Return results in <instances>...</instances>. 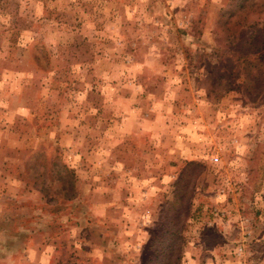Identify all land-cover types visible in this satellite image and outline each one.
<instances>
[{
  "label": "rangeland",
  "instance_id": "obj_1",
  "mask_svg": "<svg viewBox=\"0 0 264 264\" xmlns=\"http://www.w3.org/2000/svg\"><path fill=\"white\" fill-rule=\"evenodd\" d=\"M261 53L264 0H0V264H264Z\"/></svg>",
  "mask_w": 264,
  "mask_h": 264
},
{
  "label": "trees",
  "instance_id": "obj_2",
  "mask_svg": "<svg viewBox=\"0 0 264 264\" xmlns=\"http://www.w3.org/2000/svg\"><path fill=\"white\" fill-rule=\"evenodd\" d=\"M258 23H259V20L258 21H256V22H253V24L250 26V27H255V26H257L258 25ZM249 39V38H248ZM248 39L247 40H245L244 42H243V45H247V43H248ZM238 59L239 60H241V61H244V60H246L247 62L245 63V64H247V63H251V61H248V58H244V57H242V56H239L238 57ZM263 60H264V54H260V56H259V58L254 62L255 64H258L259 62H263ZM264 63V62H263ZM243 70L244 71H246V77L247 78H249V77H251V76H254V75H256L257 76V74L255 73V74H253L251 71L252 70H249L248 68H244V66H243ZM251 79H253V77L251 78Z\"/></svg>",
  "mask_w": 264,
  "mask_h": 264
},
{
  "label": "built area",
  "instance_id": "obj_3",
  "mask_svg": "<svg viewBox=\"0 0 264 264\" xmlns=\"http://www.w3.org/2000/svg\"><path fill=\"white\" fill-rule=\"evenodd\" d=\"M211 159H212L213 161H217V160H218V157H217L216 155H213V156H211Z\"/></svg>",
  "mask_w": 264,
  "mask_h": 264
}]
</instances>
